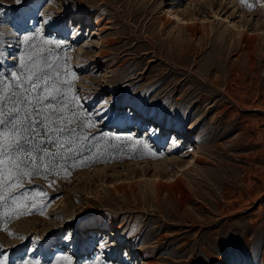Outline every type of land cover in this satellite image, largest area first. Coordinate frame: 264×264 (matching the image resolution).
<instances>
[{
    "label": "rangeland",
    "instance_id": "1",
    "mask_svg": "<svg viewBox=\"0 0 264 264\" xmlns=\"http://www.w3.org/2000/svg\"><path fill=\"white\" fill-rule=\"evenodd\" d=\"M16 99L0 264H264V0H0Z\"/></svg>",
    "mask_w": 264,
    "mask_h": 264
},
{
    "label": "snow or ice",
    "instance_id": "2",
    "mask_svg": "<svg viewBox=\"0 0 264 264\" xmlns=\"http://www.w3.org/2000/svg\"><path fill=\"white\" fill-rule=\"evenodd\" d=\"M21 0H17V3H20ZM25 39H28L25 37ZM30 87L31 91L38 92L41 88V82L43 83V97L42 99L44 101L50 100L52 96L58 91L54 86L49 87L48 81L44 80L43 77L39 78H33L29 77ZM20 87H23V84L20 85ZM16 94L13 93V96ZM5 99H8V97H5ZM24 101L20 99H16L13 101L12 108L7 112V115H5V112L3 108H0V126L5 125L6 123L11 125V129L7 130L3 133V143H0V157H3L0 159V165H4L5 161L8 162L7 166L4 167V172L8 174L9 177H12V171L15 168H18V164H13V157L11 156V151L13 147H19L21 142L23 141L24 137L22 135V130L17 128V125L19 121L17 119H11L9 120V117L13 116V113H19L20 108L16 105L23 103ZM31 103V101H28ZM43 108L48 109L49 112L54 111V106L51 103H45L42 105L41 109H37L36 111L39 112L43 110ZM62 115V114H61ZM69 124L70 121H66ZM33 126H35V122H33ZM56 130V129H52ZM62 131V129H60ZM28 155H31V153H28ZM15 178L13 177L8 181V187L9 190H13L14 188L18 187L19 185L14 182ZM6 199V197L0 195V200ZM35 207V205H33Z\"/></svg>",
    "mask_w": 264,
    "mask_h": 264
},
{
    "label": "bare ground",
    "instance_id": "3",
    "mask_svg": "<svg viewBox=\"0 0 264 264\" xmlns=\"http://www.w3.org/2000/svg\"><path fill=\"white\" fill-rule=\"evenodd\" d=\"M217 18V17H216ZM219 18V17H218ZM170 22V23H169ZM169 24H173V26L176 28L178 27L179 29L182 28V27H185L187 28V30H189L188 28H190V25L188 24V18H187V11L184 10V9H174L173 11H170V15H169ZM181 23L185 24V25H182ZM171 24V25H172ZM219 24V23H218ZM192 27V26H191ZM194 27V26H193ZM196 28V27H195ZM192 30V29H191ZM190 31V30H189ZM193 31V30H192ZM191 32V31H190ZM192 125L191 127L188 129V136L190 135H193L195 133V131L197 130V122H191ZM203 134V133H202ZM180 141H182V138L178 139ZM174 144V142H173ZM200 157L199 155L187 162V163H184L182 165L185 166V165H188V164H191L193 161H197L199 160ZM181 177V176H180ZM111 186V182L108 181L106 179V177H102L101 180L92 188V190L89 192L88 194V198L94 202H99L101 199H102V196L104 194H106L108 191H109V188ZM89 203V202H88ZM91 204V203H90ZM141 248H138V250H140ZM147 264L151 263V260H147L146 261Z\"/></svg>",
    "mask_w": 264,
    "mask_h": 264
}]
</instances>
